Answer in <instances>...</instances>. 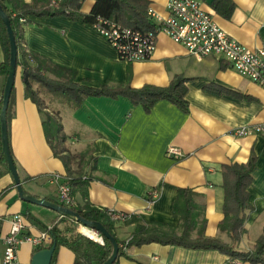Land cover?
<instances>
[{
	"label": "crops",
	"instance_id": "1",
	"mask_svg": "<svg viewBox=\"0 0 264 264\" xmlns=\"http://www.w3.org/2000/svg\"><path fill=\"white\" fill-rule=\"evenodd\" d=\"M21 1L30 4L32 0ZM145 1L147 14L152 11L159 17L167 16L168 0ZM198 1L228 36L249 49L264 50V0H231L234 10L227 19L213 11L212 0ZM45 3L46 0H41L39 4ZM93 4V0H85L80 12L89 14ZM27 21L23 26L26 49L48 61L53 73L60 74L58 68L73 72L75 83L89 87L125 84L129 80L134 89L146 85L167 87L174 76H182L189 80L185 95L189 108L184 114L172 104L160 101L146 113L141 106H134L124 98L90 97L80 108L71 110L47 96L41 97L38 108L25 97L17 70L9 143L24 193L63 207L57 200V189L68 182L73 206L79 209L89 207L136 215L145 223H159L178 231L179 221L172 216V206L177 189L190 188L199 196L197 204L204 207L205 236L229 244L226 233L218 229L224 217L220 167L245 164L254 154L257 162L248 188L253 212L247 214L246 234L236 246L239 251H252L264 226V135L237 137L233 132L264 124V87L238 75L222 60L213 57L196 60L163 34L157 35L150 60L128 64L119 60L91 26L62 16H30ZM3 60L0 45V63ZM49 73L46 75L50 78L56 77ZM5 81L0 76V111ZM210 84L230 94H211L206 91ZM47 114L58 118L66 138L65 151L60 155L54 153L44 132ZM171 147L182 156L168 157L166 153ZM87 151L95 162L77 157ZM0 169L1 260V238L9 232L12 216L24 217L23 234L27 236L42 233L43 227L59 223L64 216L22 201L7 167ZM53 175L59 179L55 181ZM112 223L117 238L127 240L133 226ZM49 245L33 248L22 244L15 264H31L35 251ZM125 253L129 259L122 257L118 264H245L230 261L214 250L172 245L149 244L127 249ZM74 260L70 250L59 247L54 264H74Z\"/></svg>",
	"mask_w": 264,
	"mask_h": 264
},
{
	"label": "trees",
	"instance_id": "2",
	"mask_svg": "<svg viewBox=\"0 0 264 264\" xmlns=\"http://www.w3.org/2000/svg\"><path fill=\"white\" fill-rule=\"evenodd\" d=\"M84 1L63 0L59 5L52 8L49 5V0H46L44 5L39 4L41 0H32L30 4H25L21 0H0V7L9 19L15 38L17 49L16 71H20L25 97L35 103L38 108L40 107L41 97H51L71 110L80 108L84 101L90 97H103L113 100L124 98L134 106H141L146 113H149L156 103L166 101L182 113L187 114L189 107L185 95L186 83L189 80L182 76H174L167 87L146 85L134 89L131 88L129 80L125 84L105 83L97 87H89L75 83L73 72L58 68L60 74L53 73L54 70L49 67L48 61L28 52L23 36V26L28 24L27 18L30 16L38 18L62 16L70 21L89 27L94 24L97 18L101 17L111 19L124 27L142 33L152 32L155 29L147 16L148 2L145 0H93V7L87 15L80 12ZM211 8L215 13L227 19L234 10V4L231 0H212ZM20 19H24L25 23L21 24ZM0 45L4 53V60L0 63V76L6 78L9 71V41L6 28L1 20ZM47 72L54 74L56 77L50 78L46 75ZM206 91L215 95L230 94L229 91L213 84L206 86ZM13 95L14 87L11 91L6 113L9 150L10 122L14 113ZM43 126L46 138H48L54 153L56 155L62 154L65 151L63 144L66 138L62 133L58 118L55 115L47 114ZM77 157L80 159L89 157V161H96L95 158H92L90 151L78 154ZM256 162L257 158L252 154L245 164L221 165L220 167L221 187L224 193L222 206L224 217L219 223L218 229L226 233L230 240L229 244L205 236L204 207L197 204L196 200L199 199V196L190 188H178L172 206V216L179 221L178 231L159 223H145L136 215L124 214L127 218L124 224L133 226V231L127 240L117 238L114 233V224L107 217V212L89 207L79 209L71 206L68 209L76 213L81 219L101 224L105 231L116 241L118 254L113 264H118L119 259L122 257L129 259L125 250L140 248L149 244L172 245L192 250H214L228 257L230 261H240L245 264H264V226L262 234L254 243L252 251L244 252L236 249V246L246 234L247 214L253 212V208L248 202V188L252 184L251 175L255 170ZM0 167H7L1 148ZM19 180L22 181L20 176ZM69 183L72 184L73 181H69ZM65 220L67 222L71 218L62 217L59 223L42 228V231L47 232L51 238L50 245L45 249H49L53 245L56 246L51 264L55 263L59 247H65L74 254V264H103L106 262L112 254L111 243L103 238V245H100L76 233L72 227L67 225L59 228V224ZM192 235H195V237L193 238ZM40 250L42 249L35 252Z\"/></svg>",
	"mask_w": 264,
	"mask_h": 264
},
{
	"label": "built area",
	"instance_id": "3",
	"mask_svg": "<svg viewBox=\"0 0 264 264\" xmlns=\"http://www.w3.org/2000/svg\"><path fill=\"white\" fill-rule=\"evenodd\" d=\"M63 0H49L50 7H56ZM167 16L165 18L148 12L154 31L142 33L138 30L124 27L108 18H97L91 26L109 46L116 52L120 61L132 64L150 60L156 49L158 34L167 36L173 43L185 48L187 53L196 60L213 57L226 62L238 75L248 79L253 84L264 87V50L249 49L222 31L212 20L211 15L204 11L198 0H168ZM21 24L25 23L20 19ZM234 136L247 137L264 135V124L246 126L234 130ZM168 157H181L176 148L167 150ZM55 181L57 175L51 176ZM156 198V194H152ZM57 200L64 208L73 206L71 190L67 182L59 185ZM107 217L114 223L124 222V214L115 211L107 212ZM25 222L21 214L12 216L9 232L1 240L3 252L0 264H15L17 251L22 244L27 243L33 248L44 247L51 242L50 235L42 232L36 236L24 235ZM95 233V232H94ZM90 240L103 245V239ZM85 236V235H84Z\"/></svg>",
	"mask_w": 264,
	"mask_h": 264
},
{
	"label": "water",
	"instance_id": "4",
	"mask_svg": "<svg viewBox=\"0 0 264 264\" xmlns=\"http://www.w3.org/2000/svg\"><path fill=\"white\" fill-rule=\"evenodd\" d=\"M0 20L6 28L8 41H9V71L4 85L2 107L0 111V148L4 161L7 165V169L13 178L19 198L26 203L33 204L36 206H41L50 209L52 211H55L61 216L75 219L76 222L81 224L83 227L90 229L91 231L99 234L102 239L104 238L108 240L112 245V254L103 264H113L117 258L118 245L116 241L105 231V229L102 227L101 224L96 222H89L84 219H81L76 213H74L73 211L67 208H63L51 204L49 202H46L45 200H36L35 198L26 195L22 189V185L20 183L19 176L9 150L8 137H7V121H6V113L8 109L9 99L12 88L14 87V80L16 75L17 49H16L15 38L12 29L10 27L9 19L1 7H0ZM55 248L56 246L53 245L49 249H43L36 252L32 257L31 264H51Z\"/></svg>",
	"mask_w": 264,
	"mask_h": 264
},
{
	"label": "rangeland",
	"instance_id": "5",
	"mask_svg": "<svg viewBox=\"0 0 264 264\" xmlns=\"http://www.w3.org/2000/svg\"><path fill=\"white\" fill-rule=\"evenodd\" d=\"M70 149L72 148L71 146H69V145H67ZM89 158V157H88ZM86 159V158H85ZM76 220L75 219H72L71 218V220H69V221H67L66 222V220L63 222L64 224L61 226V228L62 227H66V225L67 226H70V227H72L74 230H75V232L76 233H78V234H80V235H82L80 232H79V226H82L81 224H79V223H76L75 222ZM84 236V235H83ZM86 237V236H85ZM89 239V238H88Z\"/></svg>",
	"mask_w": 264,
	"mask_h": 264
},
{
	"label": "bare ground",
	"instance_id": "6",
	"mask_svg": "<svg viewBox=\"0 0 264 264\" xmlns=\"http://www.w3.org/2000/svg\"><path fill=\"white\" fill-rule=\"evenodd\" d=\"M79 232L82 234V235H85L87 237H89L90 239L92 240H99V236H97L93 231H91L90 229H87L83 226H79Z\"/></svg>",
	"mask_w": 264,
	"mask_h": 264
}]
</instances>
